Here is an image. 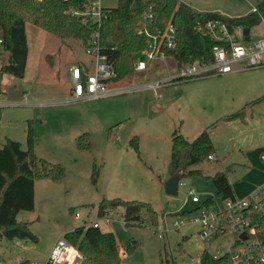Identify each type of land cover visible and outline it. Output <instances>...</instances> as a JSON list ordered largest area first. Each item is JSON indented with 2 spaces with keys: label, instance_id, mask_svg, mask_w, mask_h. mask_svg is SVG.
Here are the masks:
<instances>
[{
  "label": "rangeland",
  "instance_id": "374dc122",
  "mask_svg": "<svg viewBox=\"0 0 264 264\" xmlns=\"http://www.w3.org/2000/svg\"><path fill=\"white\" fill-rule=\"evenodd\" d=\"M203 12L240 17L251 12L261 0H180ZM102 7H116L118 0H100ZM28 56L23 77L3 74L4 94L0 107V147L6 139L27 147V128L34 135L33 150L64 170L60 181L35 180L34 209L20 211L17 219L27 222L35 240L0 241V264L20 259L45 263L51 244L64 230L92 220L118 228L128 237L132 229L123 221L124 208H111V221L98 213L101 199L138 200L157 211H145L136 224V243L127 257H146L157 264H194L203 251H224L231 243L227 235L210 244L199 236L201 226L173 225L179 214L194 212L208 198L224 207L209 178L226 170L236 197H243L264 182V66L221 75L180 78L168 62L154 60L149 66L108 86L109 94L87 100L70 99V65L87 60L75 40L64 43L33 24L25 26ZM250 36H264V22L251 27ZM0 48V64L6 61ZM168 61V60H167ZM158 83L157 86L151 84ZM253 104V105H252ZM244 110V117L224 120ZM208 129L214 145L213 160L191 168L200 174L179 180L178 193L167 194L170 177L171 136L176 130L188 140ZM86 133L89 149L77 146ZM93 164L98 166L96 182ZM193 189L200 203H193ZM79 213V217H75ZM53 246V245H52ZM118 256V253H117ZM119 257V256H118ZM126 257V258H127ZM5 262V263H4Z\"/></svg>",
  "mask_w": 264,
  "mask_h": 264
},
{
  "label": "trees",
  "instance_id": "16d2710c",
  "mask_svg": "<svg viewBox=\"0 0 264 264\" xmlns=\"http://www.w3.org/2000/svg\"><path fill=\"white\" fill-rule=\"evenodd\" d=\"M72 6L84 8L79 0H0V36L3 38L0 48L7 54L6 61L0 66L1 96H4L1 89V77L4 73L16 77L24 76L28 56L25 29L27 23L51 33L63 43L67 39L75 40L83 49L91 34L98 32L100 51L113 63L116 75L112 80L118 81L139 71L135 69L138 61L144 60L146 68L150 64V60L143 53L149 37L145 33L138 34L139 29H146L150 34H155L158 30L163 31L169 24L172 25L177 42L174 47L166 48L165 54L169 66L179 70L196 59L210 56L214 42L203 31L195 28L197 20L221 19L229 26L240 25L247 28L264 22V0H261L251 12L240 17H228L213 11H199L180 0H118L116 7L103 8L105 16L100 23L92 20L82 23L78 17L68 13ZM77 63L82 66V61ZM244 115V110H241L228 115L224 120L243 118ZM33 142V131L28 125L26 149H23L18 141L11 139H6L0 147V241L13 238L35 240L27 222L18 220L17 214L20 211L34 209L36 179L60 181L64 176L60 164L36 155ZM77 146L81 150L89 149L86 133L77 137ZM214 151L208 129L202 130L192 140H188L175 130L171 136L167 163L169 176L178 173L181 179L185 175L200 174L199 169L191 167L209 160L208 156H214ZM230 169L229 166L226 170L203 174L212 181L221 199L234 196L226 173ZM98 174L99 168L93 164V182H96ZM213 201L211 197L204 203L208 205ZM118 206L125 210L123 214L125 225L138 224L144 211L149 216L157 212L144 201L103 198L98 203V213L103 216L107 210ZM190 212H182L179 215ZM106 234L109 233L102 232L99 226L82 224L65 232L63 236L79 250L80 264H97L99 257L94 245ZM213 262V257L203 251L198 262L194 264ZM45 264L49 262L46 261Z\"/></svg>",
  "mask_w": 264,
  "mask_h": 264
},
{
  "label": "built area",
  "instance_id": "2783aa9c",
  "mask_svg": "<svg viewBox=\"0 0 264 264\" xmlns=\"http://www.w3.org/2000/svg\"><path fill=\"white\" fill-rule=\"evenodd\" d=\"M67 1V0H62ZM83 9L72 6L68 9L71 16L78 17L82 23L88 20L100 23L103 8L100 0H79ZM148 17H151L148 15ZM195 28L203 31L213 42L210 56L205 59H196L192 63L179 68V77L190 79L201 76L221 75L244 69L264 66V36L253 38L250 29L244 33L240 25L229 26L221 19L197 20ZM138 34L145 33L149 40L143 51L145 57L151 61L167 62L166 48L176 45L177 38L172 25L163 31L158 30L150 34L146 29H139ZM3 38L0 36V46ZM87 60L82 66L74 63L69 67L70 99L87 100L96 99L109 94L108 86L115 82L112 80L116 72L113 63L100 51L98 32L91 34L86 47L83 49ZM1 66V64H0ZM136 70L146 69L145 61L140 60L135 65ZM158 83L151 84L157 86ZM0 94V107L2 106ZM209 160L214 156L209 155ZM193 203H200V199L193 189L188 190ZM224 207H219L213 201L206 205H199L196 211L179 215L174 221L175 227L188 223L201 226L200 239L210 244L224 236L231 235L232 240L228 247L216 253H209L214 262L212 264H264V182L243 197H227L223 199ZM79 217V213H75ZM108 222L110 219L105 218ZM98 227V221L88 223ZM119 258L127 257V250L118 248ZM49 264H80L81 254L76 246L67 241L64 236L58 237L50 250ZM45 264L20 259L15 264Z\"/></svg>",
  "mask_w": 264,
  "mask_h": 264
},
{
  "label": "crops",
  "instance_id": "0c3cea01",
  "mask_svg": "<svg viewBox=\"0 0 264 264\" xmlns=\"http://www.w3.org/2000/svg\"><path fill=\"white\" fill-rule=\"evenodd\" d=\"M67 73H68L67 76L69 78V68ZM34 199H35V184H34ZM110 213H111V209L107 210L106 214H104L103 217H108L111 221ZM96 221H98V226L100 228V221L98 219L92 220L90 222H96ZM90 222H87V224ZM83 224H86V222H84ZM126 226L132 229V231H127V232H131V235H129L128 237L124 236L120 232V230H118V228H114L111 226L109 227L107 224H104V228L102 229L100 228L102 232L109 234L102 236L94 245L95 252L99 257V262L97 264H157L156 261L147 260L145 256H143V258L139 260H136L135 257L130 255L127 258H119L117 256L116 250H118V244H123L127 246L128 249H130L136 243L135 240L136 238L134 239L135 237L134 231L137 229L136 228L137 226L136 225H126ZM73 228L75 227L73 226ZM73 228L64 230L59 235L63 236L65 232L70 231ZM53 243L51 244V247Z\"/></svg>",
  "mask_w": 264,
  "mask_h": 264
},
{
  "label": "water",
  "instance_id": "95a60500",
  "mask_svg": "<svg viewBox=\"0 0 264 264\" xmlns=\"http://www.w3.org/2000/svg\"><path fill=\"white\" fill-rule=\"evenodd\" d=\"M248 32V28H244V33ZM180 176L178 173L171 175L164 183V188L167 194L176 195L178 193Z\"/></svg>",
  "mask_w": 264,
  "mask_h": 264
}]
</instances>
